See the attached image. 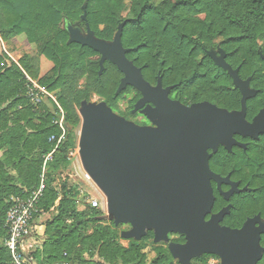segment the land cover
<instances>
[{"label": "trees", "instance_id": "16d2710c", "mask_svg": "<svg viewBox=\"0 0 264 264\" xmlns=\"http://www.w3.org/2000/svg\"><path fill=\"white\" fill-rule=\"evenodd\" d=\"M83 16L96 38L107 42L124 24L126 58L151 86L160 80L164 89L172 88L171 100L186 107L209 102L229 112L241 111L240 90L210 56L211 50L221 48L227 64L257 92L247 101L246 119L251 122L264 109V0H0L2 40L10 43L25 36L54 66L50 76L40 77L38 56H24L17 63L0 53V264H11L3 241L12 198L26 200L40 187L45 159L56 145L49 140L61 135L56 124L61 110L67 138L46 164L43 196L34 214V223L48 216L42 250L33 253L37 264H180L165 246L153 244L145 252L155 238L152 231L139 242L121 245L120 226L107 224L102 210L81 201L76 184L60 180L71 164L69 152L77 147L81 105L97 96L116 110L121 99L133 93L132 111L141 99L132 86L117 95L123 73L109 61L101 72V54L71 41L64 23H83ZM27 76L55 94L57 103L50 99L34 105ZM248 141L246 151L235 148L229 153L219 147L210 161L217 175H230L241 190L248 188L228 201L212 183L215 201L206 220L232 205L221 227L239 230L250 218L264 219V134ZM177 236V244L187 242L184 235ZM260 245L264 248V235ZM210 257L215 256L194 262L209 264ZM257 264H264V253Z\"/></svg>", "mask_w": 264, "mask_h": 264}, {"label": "water", "instance_id": "95a60500", "mask_svg": "<svg viewBox=\"0 0 264 264\" xmlns=\"http://www.w3.org/2000/svg\"><path fill=\"white\" fill-rule=\"evenodd\" d=\"M87 26L88 39L75 38L72 42L101 54V72L105 61L115 64L124 75L117 95L127 86L134 87L141 99L133 112L154 106L155 117L163 126L162 131L155 132L120 121L106 103L87 117L80 156L84 170L107 198L109 219L113 217L116 226L134 227L124 234L126 239L141 240L149 231L154 232L156 243L165 241L169 233L184 235L185 244L169 247L180 264H190L202 254H216L223 264H257L264 253L260 245L264 226L256 227L261 222L260 215L248 219L239 230L220 225L231 206L206 220L215 201L212 181L227 200L233 193L248 191L247 187L240 190L239 183L232 182L230 176L223 178L210 170L208 149L213 147L216 152L223 143L231 151L237 144L231 136L256 140L264 134V109L252 122L246 119L247 101L257 95L250 90V80L240 78L239 71L227 64L224 52L221 60L210 54L240 90L242 109L229 112L209 102L185 108L169 98L172 88L164 89L160 80L156 87L151 86L141 70L126 58L128 50L122 44L124 24L113 40L114 49L97 42L88 23ZM223 184L231 186V190L223 192Z\"/></svg>", "mask_w": 264, "mask_h": 264}, {"label": "rangeland", "instance_id": "374dc122", "mask_svg": "<svg viewBox=\"0 0 264 264\" xmlns=\"http://www.w3.org/2000/svg\"><path fill=\"white\" fill-rule=\"evenodd\" d=\"M125 17H126V14L124 15V18ZM82 20H83V23H81V22L72 23V22H69L68 20L65 21L64 29L69 33L71 41H73L75 38H78V39H81L84 41H86L88 39L89 33H88L87 21L84 18H82ZM96 41L104 43L108 49H114L115 48L114 47V41L107 42V41L102 40L103 41L102 42V41H99L97 39H96ZM0 53L8 54L9 57L17 63L24 56H29V57L38 56V58L40 60V65H39L40 77L50 76L51 71L54 67L50 61H48L46 58L38 55L36 47L34 45H30L25 36L16 38V39L12 40L10 43H6L2 40L1 35H0ZM210 54L218 60H221L224 56L222 49L219 47H216L215 49L211 50ZM51 96L55 99V101H57V96L55 94H52ZM133 96H134L133 93L125 95L124 98L121 99V101L118 103L116 110H113L109 107H107V109L111 112L113 117H115L116 119H118L120 121L130 123V124H132L136 127H140V128H149L155 132L162 131L163 130L162 122H161V120H159L158 118L155 117V114L157 111L156 107L150 105V106H147V107L139 110L136 113L133 112L134 109L132 111L129 110V106H130L129 103H130V100L133 98ZM50 99H52V98H50L49 96H44L42 98L41 104L42 103L47 104L48 100H50ZM103 104L105 105L104 100H102L101 98H99L97 96H93V98L90 102L82 104L81 107L78 109V114L80 116V126L76 131L77 147L75 148L78 151V153H76V157L71 161L70 166L60 173V180L61 181L64 180L65 178H68L70 183H74L78 186V188H80V200L81 201L82 200L91 201L94 199H100L101 197L105 198V200L107 201L106 196L103 194V192L99 189V187H97V185L92 180H91V182H89V181H86L83 179L84 178V175H83L84 168H83L82 159L80 156L81 136H82V131H83V128L85 126V123L88 120L87 117L91 114H95L97 112V109L99 107H102ZM183 107H185V106H183ZM134 108H135V106H134ZM185 108H189V107H185ZM133 114H136V115H133ZM208 150H212L214 152L215 149L213 147H211ZM78 159H79V162L76 161ZM12 175H13V177H15V173H12ZM79 209H81V207H79ZM107 211L108 210H106L105 212H107ZM45 217L46 216H44L42 218V220H47ZM113 220H114L113 217H111V219L106 220V222H107V224H109L110 222H114ZM119 226H120V229H119L120 240H119V242L121 245L127 247L130 240H135L138 242L142 240V239L139 240V239H133V238L132 239L124 238V234L131 232L134 227L130 224L119 225ZM260 226H264V220L263 219L261 220V222L259 224L256 225V227H260ZM148 231L149 230L147 229V232ZM177 235H179V234L169 233L167 236V239L165 241H162L159 243H156L155 239H154L153 241L148 243V248L145 250V252H150L151 246L153 244L158 245V246H165L169 249L171 244H177L175 242L176 240L179 239V237ZM169 252H170V249H169ZM170 254H171V252H170ZM204 255H214L215 256V257H210L208 259L209 264H223V261L220 258V256H218L216 254H202L199 257H196L194 259L201 258ZM173 259L180 263L179 259H175L174 257H173ZM194 259L191 260L190 264H197L194 262Z\"/></svg>", "mask_w": 264, "mask_h": 264}, {"label": "built area", "instance_id": "2783aa9c", "mask_svg": "<svg viewBox=\"0 0 264 264\" xmlns=\"http://www.w3.org/2000/svg\"><path fill=\"white\" fill-rule=\"evenodd\" d=\"M27 79L32 84V87H29L28 96L33 104H41L42 98L44 96H49L50 98H52V100L54 99L51 96L52 94L48 93L47 90L41 88L35 81L31 80L28 76ZM55 102L57 103V101ZM56 124L59 126L61 135L59 137L52 136L49 140L50 142L55 143L56 145L45 159L40 187L35 190L26 200L21 198H12L13 204L6 218V227L8 230V235L3 241V245L10 255L11 264H35L33 257V247L28 244L27 239L30 238L34 232V214L37 212V206L41 197L43 196V178L46 164L48 160L52 158L59 145L67 138L68 130L67 125L65 123V114L62 110L59 120L56 122ZM76 153H78L76 149L70 151L68 159L72 161L76 157ZM76 161L79 162V159ZM83 175L84 180L91 182L92 179L86 173L85 170L83 172ZM87 202L91 204L93 208L100 209L102 211L106 210L107 201L103 197Z\"/></svg>", "mask_w": 264, "mask_h": 264}, {"label": "crops", "instance_id": "0c3cea01", "mask_svg": "<svg viewBox=\"0 0 264 264\" xmlns=\"http://www.w3.org/2000/svg\"><path fill=\"white\" fill-rule=\"evenodd\" d=\"M106 210H108V207L106 206ZM104 210V219L109 220V212H105ZM43 218V217H42ZM42 218L37 221L34 225V233L31 235L30 238L27 239V242L29 245L33 247V253L40 250H42V246L45 241V231H46V225H44L46 220H42ZM48 219V216L45 217ZM34 263L37 264V260L34 259Z\"/></svg>", "mask_w": 264, "mask_h": 264}, {"label": "flooded vegetation", "instance_id": "af4514ba", "mask_svg": "<svg viewBox=\"0 0 264 264\" xmlns=\"http://www.w3.org/2000/svg\"><path fill=\"white\" fill-rule=\"evenodd\" d=\"M173 101V100H172ZM175 102H177V101H175ZM179 103V102H178ZM193 105V104H192ZM192 105H190V106H192ZM190 106H188V107H190ZM252 122V121H251ZM250 123V122H249ZM232 138H233V140L234 141H236L237 142V144L236 145H233L232 146V148H231V151H229L227 148H226V146L225 145H223V144H220L218 147H217V150H216V152H213L212 150H208V153H209V155H210V160H209V168H210V170L214 173V174H216L212 169H211V167H210V161H211V159H212V157L214 156V154H216L217 152H218V149H219V147H221V146H223V148L227 151V152H229V153H232L233 151H234V149L235 148H239V149H242L243 151H246V149H247V147H248V144H249V141L248 140H255V139H252V138H249V137H243V136H240V135H233L232 136ZM258 139H260V137L258 138ZM258 139H256V140H258ZM243 146H245V147H243ZM220 176V175H219ZM230 176V175H229ZM228 176V177H229ZM223 178H225V177H223ZM230 179H231V177H230ZM232 181V180H231ZM214 181H212L211 182V185H212V183H213ZM232 182H234V181H232ZM215 184H216V186H217V183L216 182H214ZM239 183V182H238ZM224 185V184H223ZM227 186H229V185H227ZM212 188H213V186H212ZM218 188V187H217ZM239 189L241 190L242 188H240L239 187ZM231 190V186H229V189L228 190H226V191H223V192H225V193H227V192H229ZM221 193V192H220ZM234 194H238V193H233L230 197H229V199H228V201L231 199V197L234 195ZM225 198V197H224ZM227 200V199H226ZM229 206H232L231 204L229 205ZM263 218H261V220H262ZM264 220V219H263Z\"/></svg>", "mask_w": 264, "mask_h": 264}]
</instances>
